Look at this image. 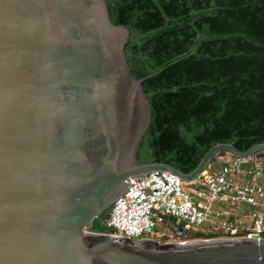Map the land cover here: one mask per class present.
Segmentation results:
<instances>
[{"label":"water","instance_id":"water-1","mask_svg":"<svg viewBox=\"0 0 264 264\" xmlns=\"http://www.w3.org/2000/svg\"><path fill=\"white\" fill-rule=\"evenodd\" d=\"M129 36L106 0H0V264H264V238L160 244L90 229L131 178L188 182L214 159L264 157V142H219L187 173L141 163L152 107Z\"/></svg>","mask_w":264,"mask_h":264},{"label":"trees","instance_id":"trees-1","mask_svg":"<svg viewBox=\"0 0 264 264\" xmlns=\"http://www.w3.org/2000/svg\"><path fill=\"white\" fill-rule=\"evenodd\" d=\"M106 1L112 21L130 30L131 74L147 77L152 118L141 163L187 173L216 143L244 151L264 142V0ZM110 207L91 230L112 231Z\"/></svg>","mask_w":264,"mask_h":264},{"label":"built area","instance_id":"built-area-1","mask_svg":"<svg viewBox=\"0 0 264 264\" xmlns=\"http://www.w3.org/2000/svg\"><path fill=\"white\" fill-rule=\"evenodd\" d=\"M224 158L188 182L160 170L131 178L112 203L105 226L131 241L152 238L173 219L206 238H264V157ZM244 206L251 207L247 214L240 213Z\"/></svg>","mask_w":264,"mask_h":264},{"label":"rangeland","instance_id":"rangeland-1","mask_svg":"<svg viewBox=\"0 0 264 264\" xmlns=\"http://www.w3.org/2000/svg\"><path fill=\"white\" fill-rule=\"evenodd\" d=\"M219 159H221V158H218L215 160L214 168L218 167L216 162L219 161ZM249 209L250 208H248V210ZM178 225L179 224H177L176 222L169 220L165 224L161 225L158 228V230L156 231L157 233H155V235L152 234L151 237H152V239L158 241L160 244L167 243V242H176V241H180V240H184V239H193L190 237L189 233L185 238L178 237L176 235ZM202 226L205 227V225H202ZM195 231H198V230H195ZM200 232H202V231H200Z\"/></svg>","mask_w":264,"mask_h":264},{"label":"crops","instance_id":"crops-1","mask_svg":"<svg viewBox=\"0 0 264 264\" xmlns=\"http://www.w3.org/2000/svg\"><path fill=\"white\" fill-rule=\"evenodd\" d=\"M224 160H225V158H221V159H219V161L216 162L217 165L219 166V165L223 164V163H224ZM248 208H250V209L248 210ZM250 210H251V207H249V206H244V207L240 210V213L243 212V214H247ZM238 213H239V212H238ZM238 213H237V214H238ZM236 216H238V215H236Z\"/></svg>","mask_w":264,"mask_h":264},{"label":"flooded vegetation","instance_id":"flooded-vegetation-1","mask_svg":"<svg viewBox=\"0 0 264 264\" xmlns=\"http://www.w3.org/2000/svg\"><path fill=\"white\" fill-rule=\"evenodd\" d=\"M190 231V230H189Z\"/></svg>","mask_w":264,"mask_h":264}]
</instances>
